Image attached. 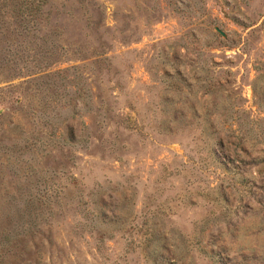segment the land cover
<instances>
[{"label": "rangeland", "instance_id": "obj_1", "mask_svg": "<svg viewBox=\"0 0 264 264\" xmlns=\"http://www.w3.org/2000/svg\"><path fill=\"white\" fill-rule=\"evenodd\" d=\"M0 264H264V0H0Z\"/></svg>", "mask_w": 264, "mask_h": 264}, {"label": "trees", "instance_id": "obj_2", "mask_svg": "<svg viewBox=\"0 0 264 264\" xmlns=\"http://www.w3.org/2000/svg\"><path fill=\"white\" fill-rule=\"evenodd\" d=\"M22 7H23V6H22ZM22 13H23V12L21 11V13H20V14H22ZM28 14H32V13H27V15H28ZM28 16H29V15H28ZM31 16H32V15H31ZM29 17H30V16H29Z\"/></svg>", "mask_w": 264, "mask_h": 264}, {"label": "water", "instance_id": "obj_3", "mask_svg": "<svg viewBox=\"0 0 264 264\" xmlns=\"http://www.w3.org/2000/svg\"><path fill=\"white\" fill-rule=\"evenodd\" d=\"M217 31H218L221 35H223V33H222L220 30L217 29Z\"/></svg>", "mask_w": 264, "mask_h": 264}]
</instances>
